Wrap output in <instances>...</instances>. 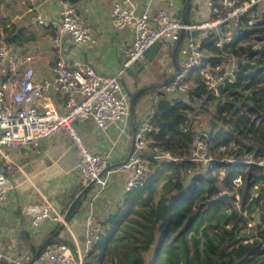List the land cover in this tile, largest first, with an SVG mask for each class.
Here are the masks:
<instances>
[{
  "label": "built area",
  "instance_id": "built-area-1",
  "mask_svg": "<svg viewBox=\"0 0 264 264\" xmlns=\"http://www.w3.org/2000/svg\"><path fill=\"white\" fill-rule=\"evenodd\" d=\"M191 0H115L108 26L112 31L130 30V40L120 45V64L111 75L97 72L79 57L84 48L98 44L97 31L88 14L76 0H21L28 23L47 34L43 43L30 40L13 42L11 29L24 15L10 16L0 0V203L17 185H25V164L14 160L11 150L37 148L41 141L65 134L78 155L76 165L82 186L105 181L101 174H124V193L146 183L151 172L150 160L174 162V155L158 145L152 146L150 133L155 132V108H150L138 121L128 157L108 170V157L91 152L77 124L90 119L97 134L126 124L130 115L129 95L122 87L124 72L156 44L179 48L181 65L170 78L164 91L178 96L190 92V78L201 79L202 86L221 95V88L236 82L235 72L211 64L203 44L222 49L233 40L246 39L254 51L264 50V0H204L202 19H187L192 14L186 4ZM261 38V39H258ZM256 45L255 46L253 45ZM258 44V46H257ZM49 52L46 68L40 60ZM254 56H252L253 58ZM47 59V56H46ZM241 59L239 62H243ZM253 65L254 63H250ZM44 69V70H43ZM225 91V90H224ZM203 138H206L204 135ZM212 159H204L208 166ZM236 185L242 184L235 178ZM88 208L84 224V247L76 254L63 240L45 243L37 261L46 264H85L103 233V221ZM43 221L66 225L64 216L47 200L31 214L32 228ZM3 225L0 221V234ZM38 235V233H37ZM0 249V264L3 263ZM35 261L33 264H37Z\"/></svg>",
  "mask_w": 264,
  "mask_h": 264
},
{
  "label": "trees",
  "instance_id": "trees-1",
  "mask_svg": "<svg viewBox=\"0 0 264 264\" xmlns=\"http://www.w3.org/2000/svg\"><path fill=\"white\" fill-rule=\"evenodd\" d=\"M213 36L203 47L208 53L216 54L219 49L212 45ZM10 39L22 43L32 40L33 36L26 37L22 29L13 26ZM224 48L237 55L233 44ZM240 49L244 51L243 56L246 54V60L238 64L236 82L221 88V93L224 90L228 92L227 97H233L231 101L240 103V106L235 108L233 103H225L217 108L215 119L223 125L229 124L238 135L249 139L250 144L243 145L239 151H244L248 156L256 152L264 154V124L250 119L251 116L264 117V50L257 52L250 47ZM255 55L258 58L251 65L252 60L249 59ZM209 61L213 63L215 60ZM209 96L214 98L213 92ZM188 100L185 96H170L165 91H159L153 122L156 131L149 135L152 146L158 145L179 157L188 153L195 136L193 128H190L194 108ZM226 114L229 120L222 116ZM212 125L213 130L207 136L212 139L213 145L226 144L223 135H231V132L217 128L215 122ZM181 164L187 166L192 163L150 160L151 172L146 183L125 193L121 208L103 224L105 236L96 248L102 251L107 249L113 233L131 215L137 214L136 208L148 207L146 219L149 226H143L148 229L143 234L147 239L134 242L125 253V262L119 264H264V166L253 161L249 168V179H246L242 165L230 171V186L236 177L242 181L246 179V192L242 196L239 212L226 208L223 201L203 205L197 212V203L211 200L221 193L220 184L212 178L209 165H202L203 170L192 175L187 182L172 181L169 176L163 175L165 169L172 172ZM223 166V161L215 162L214 169ZM160 181L165 182V193L154 204L156 186ZM256 183L255 193H248ZM82 198L78 199L70 217L77 211ZM214 217L216 220L211 223ZM204 219L208 224L197 236ZM250 221H256V225L254 228L251 226L249 233H242ZM253 229L256 230L255 234L252 233ZM189 232H192L190 236Z\"/></svg>",
  "mask_w": 264,
  "mask_h": 264
},
{
  "label": "crops",
  "instance_id": "crops-1",
  "mask_svg": "<svg viewBox=\"0 0 264 264\" xmlns=\"http://www.w3.org/2000/svg\"><path fill=\"white\" fill-rule=\"evenodd\" d=\"M76 1L88 14L98 37V44L84 48L79 53V57L87 61L97 72L106 76L111 75L120 64V45L130 40L131 32L127 29L112 31L109 28V14L115 0ZM4 2L10 16L12 13L24 15L23 19L15 21V25L23 30L25 36L31 35L33 41L43 43V36L47 34V30L38 27L40 33L37 34L32 29L33 25L28 23L25 6L21 4V0H4ZM190 2L186 4V8ZM197 17L196 10H192L190 16L187 15V19H198ZM22 21L25 22L27 29L20 23ZM171 50L163 44H156L155 48L152 47L146 52V56L149 52V57L155 56V58L164 54L162 56L165 64L157 70H150L151 60L143 59L124 72L121 79L122 87L128 94L134 95L130 102V115L126 124L119 126L118 129L112 128L103 134L96 133L94 123L90 119L77 124L88 149L108 157V170L128 157L132 150L133 137L139 119L150 108H155L158 93L164 91V81L168 79L167 76L180 67V56L176 53L177 57L171 60L172 56L173 58L176 56L171 54ZM48 57L49 52L42 56L40 67L46 68ZM1 70L2 66H0V72ZM164 71L169 74L166 76ZM11 154L15 161L25 164L23 177L28 181L25 185H17L15 182L6 200L0 203V221L3 225L0 249L4 254L2 264H28L32 258L37 261L48 239L67 242L76 254L84 247V224L88 208L92 207L96 218L102 220L104 224L111 215L112 203L124 198L122 196L126 175L106 174L104 171L101 178L105 184L92 185L86 195L81 197L77 211L71 217L69 216L74 208L70 209L71 205L85 187L82 186L76 169L77 152L65 134H58L51 140H43L35 149L14 148ZM45 200L49 201L64 217L67 214L66 225H63V228L60 229L61 224L50 221L41 222L38 228L31 227V214ZM37 264H46V262L37 261Z\"/></svg>",
  "mask_w": 264,
  "mask_h": 264
},
{
  "label": "rangeland",
  "instance_id": "rangeland-1",
  "mask_svg": "<svg viewBox=\"0 0 264 264\" xmlns=\"http://www.w3.org/2000/svg\"><path fill=\"white\" fill-rule=\"evenodd\" d=\"M188 9L190 11L196 10L197 14L201 16L202 19H205L206 17L202 14V10L204 9V1L203 0H191ZM22 25H25V22H20ZM25 29H27V26L25 25ZM32 29L39 34L40 29L33 25ZM255 41H250L246 39H235L231 43L234 46V50L237 52V55H233L229 52L228 48H222L219 49L216 54L209 53V58L211 60H215L211 64H220L224 70H232L237 69L239 61L243 59L246 60V57L243 53L244 51H241L240 47L246 48L250 47L251 49V43ZM256 48V45L253 44ZM258 46V44H257ZM153 46V48H155ZM169 48V47H168ZM179 48L180 46H177L175 49L171 50V54L175 55L176 53L179 55ZM239 48V49H238ZM172 49V48H169ZM254 51V49H252ZM205 52L208 54V51L205 50ZM176 56L171 60H174ZM164 55V54H162ZM159 58H155V56L149 57V52L145 53L144 59L147 61L151 60V69L150 70H157L160 66H164L165 60L163 59V56ZM171 56V55H170ZM169 56V57H170ZM258 58V55H255L253 58L250 59L247 57V59L256 60ZM159 59H161V62H159ZM140 62V61H138ZM135 62V63H138ZM164 70V69H163ZM176 70V69H175ZM173 70L172 73L169 74V72H165L167 76V80L163 82V84L166 86L170 78L174 75L176 72ZM142 72H145V70H142ZM173 74V75H172ZM166 79V78H165ZM190 82L192 85H190V92H186L184 96L190 100L191 106L194 108V115H193V122L190 124V128H193L195 136L193 138V141L191 142L189 151L187 154H184L183 157H179L177 155H174L176 160L175 163H183L188 162L192 164H186L187 166L181 164L179 168L175 171H170L165 169L163 171V175L169 176L172 181H184L187 182V180L200 170H203V166L206 164L204 163V159L208 160L209 158L212 159V162L209 164V167L211 168V176L214 178L217 182H219L220 191L222 193H227L229 198L222 200L223 203L226 204V208H229V210H233L236 212H239L241 209V202H242V196L246 192V179L251 178L250 171V164L254 162H257L259 166H264V154H261V152H256L251 155H246L244 151H239V148H242L243 145L248 146L250 144L249 139H244L236 131H233L234 127L232 128L229 124H222L220 121L217 122L215 119L216 110L218 107L223 106L225 103L230 102L233 103L231 100L233 97H227L228 92L224 91L221 93L219 97H211V92H208L205 87L202 86L201 79L199 77L192 76L190 78ZM162 84V85H163ZM164 86V88H165ZM127 92V91H126ZM167 94L170 96H178L175 91H168ZM129 95L130 102L131 99L134 98V95ZM188 100V101H189ZM234 104V103H233ZM240 106V103H235L234 107L238 108ZM225 119L229 120V115H222ZM251 120L257 121V123L264 124V117L259 116H251ZM217 124V128L222 127L225 130H229L231 132V135L224 134L223 137L227 140L226 144L222 145H213V141L210 137L207 136L209 132H211L212 124ZM227 132V131H226ZM204 135H206V138H203ZM223 161L225 163V166L220 167L219 169H214L215 162ZM203 165V166H202ZM242 165V169L244 170L246 179L244 181L241 180L242 184L236 185L234 179L231 183V186L229 185L228 178L231 175V170L234 168H237ZM126 175V174H123ZM237 178V177H236ZM164 181H160L157 186V192L154 196V204L159 200V198L165 193V190L163 189ZM258 184L252 185V187L248 190V193L254 194L255 188ZM125 193H123L124 197ZM122 200L123 198L116 202L112 203L113 205L111 208V215L115 214L116 211L121 208L122 206ZM201 203H197V212L201 209H199V206ZM224 208L221 209V211ZM137 214L131 215L125 223L119 228L118 231H115L112 235V238L110 240V243L107 249H104V251L95 248L94 252H92L90 258L86 261L85 264H119L125 262V253L128 249L131 248V246L134 244V242H141L143 240H146L147 238L143 235L144 233L148 232V229L144 228L143 226H149L148 220V207H137L136 208ZM245 214V213H244ZM216 218H212L210 220L211 223H214ZM107 221V220H106ZM105 221V222H106ZM208 224V221L204 219L202 221L201 227L199 228V233L197 236H200L201 229L205 227ZM256 225V221H250L247 225V229L243 230L242 233L247 234L249 233V229L251 226L254 228ZM251 233V232H250ZM252 233L255 234L256 230L253 229ZM192 232L188 233V236H190ZM156 238L158 240V236L156 235ZM21 257V256H20Z\"/></svg>",
  "mask_w": 264,
  "mask_h": 264
},
{
  "label": "water",
  "instance_id": "water-1",
  "mask_svg": "<svg viewBox=\"0 0 264 264\" xmlns=\"http://www.w3.org/2000/svg\"><path fill=\"white\" fill-rule=\"evenodd\" d=\"M92 186V183L91 184H89L88 186H86L85 188H84V190L77 196V198L74 200V202H73V204L71 205V208L70 209H72V207H74V205L77 203V201H78V199H80L89 189H90V187ZM229 197H231V196H229L227 193H222V194H219V195H217L216 197H214L213 199H211V200H206V201H204V202H202L201 203V205L199 206V209L203 206V205H209L211 202H213V201H222V200H224V199H227V198H229ZM66 219H67V214L65 215V217H64V220L66 221ZM61 228H63V225L61 224V226H60V229ZM35 261V258H32L31 260H30V262L28 263V264H32L33 262Z\"/></svg>",
  "mask_w": 264,
  "mask_h": 264
}]
</instances>
